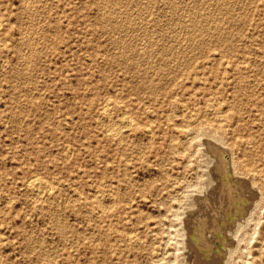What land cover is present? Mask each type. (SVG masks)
Returning <instances> with one entry per match:
<instances>
[{"label":"rangeland","instance_id":"obj_1","mask_svg":"<svg viewBox=\"0 0 264 264\" xmlns=\"http://www.w3.org/2000/svg\"><path fill=\"white\" fill-rule=\"evenodd\" d=\"M208 99L258 159L264 0H0V264H202L161 214L156 171L177 100L207 117ZM123 111L137 129L109 137ZM261 216L229 264H264Z\"/></svg>","mask_w":264,"mask_h":264},{"label":"bare ground","instance_id":"obj_2","mask_svg":"<svg viewBox=\"0 0 264 264\" xmlns=\"http://www.w3.org/2000/svg\"><path fill=\"white\" fill-rule=\"evenodd\" d=\"M184 65L185 74L192 80L202 77L198 73H192L195 67L190 62ZM203 68L201 65L199 71ZM156 73L163 77L172 76L170 70L163 69L162 66ZM175 77L179 80L177 75ZM182 90L189 88L182 85ZM168 94H173V87H170ZM204 103L207 109H210V116L204 117L199 110L189 108L186 100H177L183 115L175 118L176 122L171 127L175 136L170 142L174 148L169 157V161H172L170 167L164 173L156 171L157 175L163 174L159 203L161 214L170 221L169 224H173L175 217L182 227L183 240L190 247L191 263L195 259H201L209 264H229L242 255V243L245 241L244 232L247 227L260 224L262 220L264 141L258 142L257 155L261 162L253 154L247 157L245 144L252 140L235 136L232 129L226 127L228 118L233 116L232 111L231 115L219 111L220 104L215 99H208ZM110 106V99H104L101 112L106 119L109 118ZM236 117H239V113L234 112V118ZM134 128L137 129V126L133 117L123 111L121 115L109 121L105 133L109 137H116ZM236 149L241 151L242 155L232 156ZM165 157V154L160 156V166ZM33 177L30 182L39 184L37 177ZM101 203L100 199L96 200V204ZM134 234L127 233L125 238L132 240L135 238ZM261 247L260 250H264V244ZM204 262L202 264H205Z\"/></svg>","mask_w":264,"mask_h":264}]
</instances>
